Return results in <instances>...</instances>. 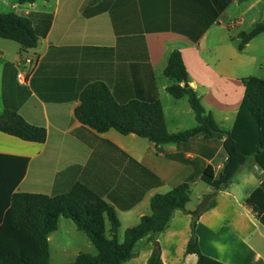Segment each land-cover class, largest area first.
Returning <instances> with one entry per match:
<instances>
[{
	"label": "crops",
	"instance_id": "obj_1",
	"mask_svg": "<svg viewBox=\"0 0 264 264\" xmlns=\"http://www.w3.org/2000/svg\"><path fill=\"white\" fill-rule=\"evenodd\" d=\"M0 13L41 14L33 22L40 35L34 49L18 45L21 53H10L12 44L0 40V113L16 110L46 130L42 144L0 132V154L28 158L16 191L55 196L81 183L113 208L122 242L127 228L150 215L153 196L189 184L185 211H175L154 240H139L123 264H146L157 244L163 264H196V256L185 253L191 214L213 192L200 177L209 165L215 174L222 170L223 139L198 136L158 152L134 134L113 129L98 134L81 125L73 111L81 90L102 82L118 103L157 99L168 132L194 128L187 97L175 99L166 91L174 82L163 72L177 50L188 87L218 127L230 130L243 98L241 80H264V32L238 49L239 34L264 23V0H234L213 23V0H0ZM28 57L35 60L34 69L27 84H20L16 76L28 74ZM263 179L250 158L231 184L215 193L216 205L200 215L195 227L203 255L223 264H264V226L244 203ZM48 245L49 264L97 254L86 234L62 217Z\"/></svg>",
	"mask_w": 264,
	"mask_h": 264
},
{
	"label": "trees",
	"instance_id": "obj_2",
	"mask_svg": "<svg viewBox=\"0 0 264 264\" xmlns=\"http://www.w3.org/2000/svg\"><path fill=\"white\" fill-rule=\"evenodd\" d=\"M35 1L17 0L19 4ZM232 1L213 0L216 13L210 23L216 21ZM40 15L0 13V39L15 42L22 50L34 49L40 35L33 22ZM262 32L264 23L257 24L248 33H240L238 49L242 50ZM163 73L174 82L166 91L175 99L187 97L196 120L194 128L170 133L157 99L118 103L102 82L89 83L81 90L73 111L74 118L98 134L113 129L122 135L134 134L147 139L158 152L164 145L179 146L198 136L223 139L225 167L215 174L209 165L200 177L213 192L203 196L191 214L190 237L185 248L186 254L196 256V264H223L200 252L195 227L200 215L216 205L215 193L231 184L248 159L252 158L264 173V80L254 77L241 80L243 98L233 127L225 131L204 110L196 92L182 86L188 83V78L179 51L170 54ZM0 132L24 142L42 144L46 140V130L29 124L16 110L5 109L0 113ZM27 165L26 157L0 154V264H49L48 236L56 231L60 217L70 219L97 250L96 255L80 253L69 264H123L133 257L134 246L139 240L146 237L154 240V236L166 229L174 212L185 211L190 201V186L186 183L153 196L149 204L150 215L143 216L137 226L127 228L120 242V225L115 211L81 183L55 196L16 191ZM244 203L264 226V179ZM146 264H163L158 244L153 247Z\"/></svg>",
	"mask_w": 264,
	"mask_h": 264
},
{
	"label": "built area",
	"instance_id": "obj_3",
	"mask_svg": "<svg viewBox=\"0 0 264 264\" xmlns=\"http://www.w3.org/2000/svg\"><path fill=\"white\" fill-rule=\"evenodd\" d=\"M24 63L26 65L25 69H27L28 74H25L24 72L17 73L16 78L20 84H27L28 78H29L28 75L32 74V71L34 69L35 60L28 57V58H25Z\"/></svg>",
	"mask_w": 264,
	"mask_h": 264
},
{
	"label": "rangeland",
	"instance_id": "obj_4",
	"mask_svg": "<svg viewBox=\"0 0 264 264\" xmlns=\"http://www.w3.org/2000/svg\"><path fill=\"white\" fill-rule=\"evenodd\" d=\"M0 40H2V39H0ZM2 41H4V40H2ZM8 43L12 44V46H13L12 47L13 49H11V50L9 49L10 51L8 50V52L11 53L12 51H16L17 53H19V51H20V53H21V50H17V49H19V46L17 43L12 42V41H8ZM193 204H194V199H192V202L189 206L192 207Z\"/></svg>",
	"mask_w": 264,
	"mask_h": 264
},
{
	"label": "water",
	"instance_id": "obj_5",
	"mask_svg": "<svg viewBox=\"0 0 264 264\" xmlns=\"http://www.w3.org/2000/svg\"><path fill=\"white\" fill-rule=\"evenodd\" d=\"M183 87H184V88H187V87H188V84L185 83V84L183 85ZM224 167H225V164L223 165V168H222V169H224Z\"/></svg>",
	"mask_w": 264,
	"mask_h": 264
}]
</instances>
